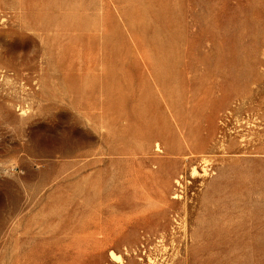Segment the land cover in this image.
<instances>
[{
    "label": "rangeland",
    "instance_id": "374dc122",
    "mask_svg": "<svg viewBox=\"0 0 264 264\" xmlns=\"http://www.w3.org/2000/svg\"><path fill=\"white\" fill-rule=\"evenodd\" d=\"M0 264H264V0H0Z\"/></svg>",
    "mask_w": 264,
    "mask_h": 264
},
{
    "label": "bare ground",
    "instance_id": "6f19581e",
    "mask_svg": "<svg viewBox=\"0 0 264 264\" xmlns=\"http://www.w3.org/2000/svg\"><path fill=\"white\" fill-rule=\"evenodd\" d=\"M112 254H115V253H112ZM115 256V255H114ZM116 257V256H115ZM120 256H118V258H119Z\"/></svg>",
    "mask_w": 264,
    "mask_h": 264
}]
</instances>
